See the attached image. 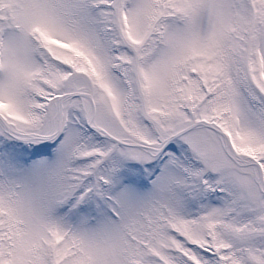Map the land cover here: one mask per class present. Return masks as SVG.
I'll return each instance as SVG.
<instances>
[{"label": "rangeland", "instance_id": "1", "mask_svg": "<svg viewBox=\"0 0 264 264\" xmlns=\"http://www.w3.org/2000/svg\"><path fill=\"white\" fill-rule=\"evenodd\" d=\"M1 118L0 264H264V0H0Z\"/></svg>", "mask_w": 264, "mask_h": 264}, {"label": "bare ground", "instance_id": "2", "mask_svg": "<svg viewBox=\"0 0 264 264\" xmlns=\"http://www.w3.org/2000/svg\"><path fill=\"white\" fill-rule=\"evenodd\" d=\"M263 190H264V188H263Z\"/></svg>", "mask_w": 264, "mask_h": 264}]
</instances>
